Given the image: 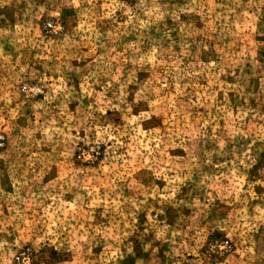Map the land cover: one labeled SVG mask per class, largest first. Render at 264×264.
I'll use <instances>...</instances> for the list:
<instances>
[{
  "label": "rangeland",
  "instance_id": "rangeland-1",
  "mask_svg": "<svg viewBox=\"0 0 264 264\" xmlns=\"http://www.w3.org/2000/svg\"><path fill=\"white\" fill-rule=\"evenodd\" d=\"M0 264H264V0H0Z\"/></svg>",
  "mask_w": 264,
  "mask_h": 264
}]
</instances>
